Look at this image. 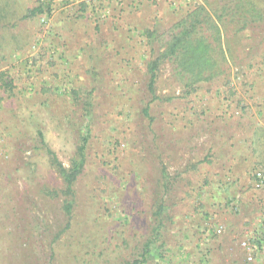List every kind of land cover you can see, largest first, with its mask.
Masks as SVG:
<instances>
[{
  "label": "rangeland",
  "instance_id": "374dc122",
  "mask_svg": "<svg viewBox=\"0 0 264 264\" xmlns=\"http://www.w3.org/2000/svg\"><path fill=\"white\" fill-rule=\"evenodd\" d=\"M204 2L0 0V264H132L150 240L145 264H264L241 248L264 219V24L224 35L212 80L162 65L143 112L148 64ZM40 134L67 167L89 135L69 228Z\"/></svg>",
  "mask_w": 264,
  "mask_h": 264
},
{
  "label": "trees",
  "instance_id": "16d2710c",
  "mask_svg": "<svg viewBox=\"0 0 264 264\" xmlns=\"http://www.w3.org/2000/svg\"><path fill=\"white\" fill-rule=\"evenodd\" d=\"M205 5L189 11L172 30L170 41L165 50L148 64V90L152 96L151 102L144 109V115L151 119L150 104L158 100L156 95L159 72L162 65L170 62L175 74L192 85L212 80L224 72L223 68L228 61V55L233 58L232 49L223 41L224 35L230 32L238 33L235 26L245 29L249 25L264 24V6L261 0H205ZM51 5L47 3L33 9L32 16H42ZM50 10V9H49ZM41 144L49 156L51 167L62 180V189L47 191L51 198L63 197V211L67 217L69 228L75 205V185L83 174L86 166V151L89 145V135H83L77 148L75 157L70 166H65L58 155L46 143L43 134H40ZM163 178L166 181L167 173L164 170ZM168 182H165L167 185ZM157 202L156 218L163 214V205ZM161 220L157 227L160 229ZM155 240V239H154ZM154 242L148 241L145 246L144 259L132 264H145L147 255L151 252Z\"/></svg>",
  "mask_w": 264,
  "mask_h": 264
},
{
  "label": "built area",
  "instance_id": "2783aa9c",
  "mask_svg": "<svg viewBox=\"0 0 264 264\" xmlns=\"http://www.w3.org/2000/svg\"><path fill=\"white\" fill-rule=\"evenodd\" d=\"M69 0H49V3H51V6L57 3H63L67 2ZM253 186L254 189L257 191H264V171L263 170H258L254 173L253 175ZM216 234L217 235H222L224 232V227L221 226L216 229ZM264 248V219L260 221V233L252 239H248L246 241H243L241 243V248L247 252V260L248 262H253L254 257L253 254L258 250V248Z\"/></svg>",
  "mask_w": 264,
  "mask_h": 264
},
{
  "label": "crops",
  "instance_id": "0c3cea01",
  "mask_svg": "<svg viewBox=\"0 0 264 264\" xmlns=\"http://www.w3.org/2000/svg\"><path fill=\"white\" fill-rule=\"evenodd\" d=\"M261 165L264 166V162H263V164H261ZM259 233H260V230L258 231V233H257V231H256L254 234H252V232H251V233H250V234H251L250 239H252V240H254V238L256 239V237L259 235Z\"/></svg>",
  "mask_w": 264,
  "mask_h": 264
}]
</instances>
